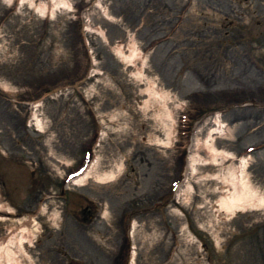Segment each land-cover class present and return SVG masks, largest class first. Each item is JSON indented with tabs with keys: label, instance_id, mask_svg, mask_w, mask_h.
<instances>
[{
	"label": "rangeland",
	"instance_id": "1",
	"mask_svg": "<svg viewBox=\"0 0 264 264\" xmlns=\"http://www.w3.org/2000/svg\"><path fill=\"white\" fill-rule=\"evenodd\" d=\"M133 251L264 264V0H0V264Z\"/></svg>",
	"mask_w": 264,
	"mask_h": 264
},
{
	"label": "bare ground",
	"instance_id": "2",
	"mask_svg": "<svg viewBox=\"0 0 264 264\" xmlns=\"http://www.w3.org/2000/svg\"><path fill=\"white\" fill-rule=\"evenodd\" d=\"M38 10L44 14L45 12H51V10L48 9L46 4H39L38 5ZM37 123L39 124L40 121H37ZM223 131V127L219 126V128L216 131H213L215 133H222ZM216 151L213 150L212 152H210L211 157H213V155L215 156ZM251 158V157H250ZM195 159L193 158L191 163L193 165H191V170L194 172L196 171L195 169ZM248 161L243 160L241 162V166L239 167V169H235L232 168L231 171H229V175H230V179L228 181V183H225L227 185H223L221 187L222 189V197H221V201L220 204L218 206L222 207V208H227L230 211H236V209H239L240 206H242L243 204L246 203H250L251 204V196H249V194L251 193V182L249 177L247 176V168H248ZM95 164H93L92 166H94ZM238 170V171H237ZM90 171H87L85 173H83L82 175L77 176L74 180L73 183L75 184H82L89 176ZM224 182H227V180H225V178L222 179ZM227 193V195H223ZM224 196V197H223ZM16 237V236H15ZM21 239H23L25 242H30L31 240V236L28 233H24L21 237ZM22 241V240H20ZM13 243V241H12ZM1 254V253H0ZM135 255L136 253L133 251L132 253V258L130 260L129 264H134L135 262ZM1 256V255H0ZM6 264H19L18 259L14 257V254L7 253L6 255Z\"/></svg>",
	"mask_w": 264,
	"mask_h": 264
}]
</instances>
